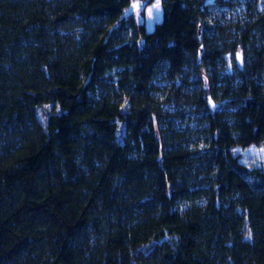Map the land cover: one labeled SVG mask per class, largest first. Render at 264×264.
<instances>
[{
  "label": "trees",
  "instance_id": "1",
  "mask_svg": "<svg viewBox=\"0 0 264 264\" xmlns=\"http://www.w3.org/2000/svg\"><path fill=\"white\" fill-rule=\"evenodd\" d=\"M130 1L0 0V264H264V1Z\"/></svg>",
  "mask_w": 264,
  "mask_h": 264
},
{
  "label": "rangeland",
  "instance_id": "2",
  "mask_svg": "<svg viewBox=\"0 0 264 264\" xmlns=\"http://www.w3.org/2000/svg\"><path fill=\"white\" fill-rule=\"evenodd\" d=\"M124 16H133L139 24H143L146 30L150 32L155 24L162 19L161 0H154L150 5H147L144 0H131L129 7L124 12ZM119 108L120 105L106 103L100 111L96 112V115L99 118L111 121L113 126L119 128V124L113 122ZM251 117L252 119H264V103ZM235 152L240 155L241 162L245 165L264 163V146H251L244 150L237 149Z\"/></svg>",
  "mask_w": 264,
  "mask_h": 264
}]
</instances>
